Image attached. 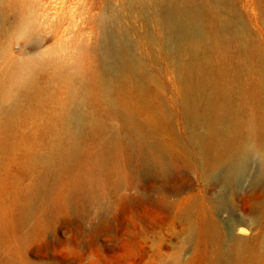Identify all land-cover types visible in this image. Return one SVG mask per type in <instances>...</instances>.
Returning <instances> with one entry per match:
<instances>
[{"label": "bare ground", "instance_id": "obj_1", "mask_svg": "<svg viewBox=\"0 0 264 264\" xmlns=\"http://www.w3.org/2000/svg\"><path fill=\"white\" fill-rule=\"evenodd\" d=\"M132 1L138 10L131 2L109 11L99 44L79 47L77 58L44 48L49 40L62 42L64 35L39 5L36 25L30 16L23 20L19 34L26 40L20 57L12 45L0 47V153H30L32 167L56 178L83 164L84 175L75 183L79 191L95 183V171L123 129L137 142L132 148L140 170L169 176L177 166L172 146L147 143L165 128L163 103L146 82L149 72L133 40L135 32L128 28L135 19L143 29L158 27L160 36L151 32L146 41L177 94L185 155L207 172L220 173L219 185L232 188L256 165L247 193L251 209L234 223L229 244L213 261L249 264L259 250L250 246L246 226L261 230L264 248V0L253 2L258 11L251 17L252 29L232 0ZM14 11L22 16V2L0 0V41L1 27L10 24L8 12ZM90 54L98 56L99 71L87 68L83 56ZM112 120L120 123V131ZM40 137L46 142L43 149L26 144ZM90 141L101 144L93 158ZM211 233L221 240L218 226Z\"/></svg>", "mask_w": 264, "mask_h": 264}, {"label": "rangeland", "instance_id": "obj_2", "mask_svg": "<svg viewBox=\"0 0 264 264\" xmlns=\"http://www.w3.org/2000/svg\"><path fill=\"white\" fill-rule=\"evenodd\" d=\"M18 1L22 16L20 11L8 12L10 24L1 27L0 41L2 48L12 45L16 57L25 46L26 39L19 34L23 20L30 16L36 25L38 5L48 12L49 24L57 25L64 35L62 42L49 40L44 48L66 58L79 57L81 46L99 44L109 11L121 10L131 2L136 10L139 7L132 0ZM254 1L232 0L252 28L251 17L258 11ZM128 28L135 32L133 40L148 69L146 82L165 111L163 132L147 143L171 145L177 166L167 177L141 171L138 153L132 148L137 142L130 141L115 120L110 124L121 130L120 139L103 156V167L93 175L95 183L79 191L75 183L84 175L83 164L56 178L42 167H32L30 153H0V264H213L215 255L229 244L234 223L250 211L247 193L256 165L232 188L219 185L220 173L207 172L193 156L185 155L186 130L177 94L164 64L155 61L157 53L146 41L149 33L160 36L161 32L158 27L143 29L136 19ZM83 58L89 70L99 71L98 56ZM26 144L36 150L46 146L41 137ZM100 145L90 141L89 157L93 158ZM234 192L237 195L232 196ZM217 201L224 206L218 208ZM212 226L220 228L221 240L213 237ZM246 228L250 246L259 250L249 264H264L261 230L252 224Z\"/></svg>", "mask_w": 264, "mask_h": 264}]
</instances>
